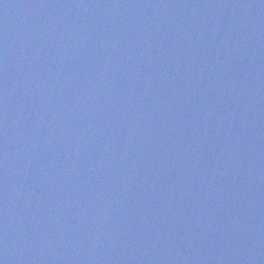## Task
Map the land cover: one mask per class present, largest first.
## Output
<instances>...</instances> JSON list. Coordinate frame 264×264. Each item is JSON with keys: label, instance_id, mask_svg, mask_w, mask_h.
Here are the masks:
<instances>
[{"label": "water", "instance_id": "95a60500", "mask_svg": "<svg viewBox=\"0 0 264 264\" xmlns=\"http://www.w3.org/2000/svg\"><path fill=\"white\" fill-rule=\"evenodd\" d=\"M0 264H264V0H0Z\"/></svg>", "mask_w": 264, "mask_h": 264}]
</instances>
